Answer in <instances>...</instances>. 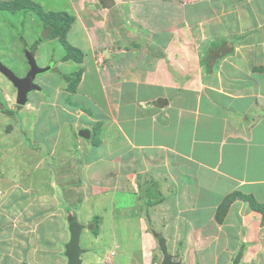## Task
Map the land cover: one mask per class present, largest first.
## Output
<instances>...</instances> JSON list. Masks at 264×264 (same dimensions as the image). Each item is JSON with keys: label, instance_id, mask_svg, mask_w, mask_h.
<instances>
[{"label": "crops", "instance_id": "crops-1", "mask_svg": "<svg viewBox=\"0 0 264 264\" xmlns=\"http://www.w3.org/2000/svg\"><path fill=\"white\" fill-rule=\"evenodd\" d=\"M67 1L72 7L73 21L76 20L74 8L83 9L80 7L86 4L94 6L95 11L106 6L103 17L108 18L109 6L113 3L117 18H113V28L109 30L110 40L115 39L122 47L116 48L119 55L111 53L114 65L106 68L108 64L101 67L98 59L93 64L94 58L83 56L80 48L66 40L70 47L79 51L80 59L66 58L68 49L63 44L66 52L57 66L68 61L80 63V66L61 75L58 86L64 82L66 91L57 99L60 105L57 112L49 110L54 106L56 98L52 95L57 85L53 82L48 95L43 93L51 99H47L48 108L43 113L45 122L51 126L49 141L56 145L61 143V150L73 153L79 157V162L85 158V172L91 169L94 161L99 162L91 169V174L84 177L71 167V162L67 167L61 163L55 180L62 197L71 200L73 211L83 204L91 207L96 202L98 210L93 214L90 211L84 224L92 223L97 216L100 228L108 217L111 231H128L123 242L127 244L129 257L138 254L140 244L148 237L158 239L156 236L160 235L167 245L188 247L193 244L189 241L192 235L198 231L194 238L202 239L207 247H214L217 243L213 240L221 235L229 238L230 233H234L233 245L247 244L242 257L250 252L246 248L255 245L264 264L263 29L260 34H255L259 28L243 33L224 32L225 25L220 23L223 28L217 25L215 30L206 32V38L199 44L194 35L198 36L199 23L209 19L208 16L195 14L190 22L189 18H183L179 23H170L167 13L160 11L169 10L168 0ZM207 2L209 0H205ZM39 3L43 1L0 0V9L17 13L12 19L16 21L27 20L25 17L30 11L40 25L42 18L31 6ZM197 3L191 6L197 7ZM203 7L208 10V5ZM92 14L88 11L86 24L96 26L103 22L97 21V14H93L95 19L90 17ZM179 29H184V38L179 36ZM98 31L95 28L93 33L101 40L103 32ZM244 33L245 37L237 38ZM231 35L235 40L226 45ZM11 39L14 40L9 46L13 45L18 54L27 45L34 58L42 40L25 39L22 44L17 37ZM96 51L92 48L90 53L109 56L103 48L97 47ZM0 53L6 54L2 50ZM27 70L16 74L24 76ZM78 71L79 81L70 91L65 76H73ZM88 74L94 75L91 84L100 87V99L84 83ZM34 107L36 114L42 109V105ZM25 117L22 121L27 124L28 114ZM125 121L131 124L123 128ZM12 129L6 127L4 137L9 136ZM81 129L89 131L88 138L78 135ZM63 131L67 132L65 136L61 134ZM96 139L100 143L95 144ZM1 162L2 159L0 170ZM87 183L92 200L82 202ZM48 184L45 190L31 198H56L52 192L54 188ZM1 193L10 194L12 198H27L14 188ZM58 204L55 200L53 206L58 208ZM100 206L109 207V211L102 212ZM23 223L21 220V226ZM44 232L41 230V238ZM241 232L242 237L238 236ZM130 234L132 237L128 240ZM93 238L98 240L96 236ZM91 239L89 234L87 241ZM112 239L123 246L119 239ZM48 241L42 240L43 243ZM167 249L173 258L172 250L169 246ZM102 263L107 264H97Z\"/></svg>", "mask_w": 264, "mask_h": 264}, {"label": "rangeland", "instance_id": "rangeland-1", "mask_svg": "<svg viewBox=\"0 0 264 264\" xmlns=\"http://www.w3.org/2000/svg\"><path fill=\"white\" fill-rule=\"evenodd\" d=\"M42 1V4L39 3L40 5L32 6L36 12L42 9L44 11H64L71 14L72 7L67 0ZM168 1L170 2L167 3L169 10L160 11L162 14L167 13L166 16L170 18V23H173L174 21L179 23L183 18H189L190 22V19L191 21L195 19L193 16L195 14L196 16L198 14H205L208 16L209 19L199 23L198 36L194 35L196 40L199 41V44L206 38V32L215 30L217 25L223 28L220 23H224L225 25L224 32L238 31L239 33H243L251 28H259L257 29L258 32H255V34H260L262 29V32L264 33V0H209L207 4L205 3V0H197L195 3L199 2L197 4H200V6L196 5L197 7H193L191 6L193 4H189V2L183 0ZM204 5H208V10L207 7H203ZM198 7H200V9H197ZM77 8L79 7L74 8L76 12V20L70 23L68 30L63 34L57 31V35H51L52 39H46L45 36L48 33L44 22L41 19L40 25L37 21L36 23L35 20L37 18L34 17V13H30L29 11V15L25 17L27 20L22 19L16 21L12 19L17 17V13L11 14L9 11L0 9V50L6 53L4 55L0 53V60H2L10 69L15 71V73H22V70L28 69H26L28 64L24 53L27 45H24L23 51L21 54H18L13 45L9 46L14 40L11 39V37H17L22 44L25 39H35L36 41L37 38L41 37L42 40H38V44H41L36 51L35 60L39 66L45 67L50 65L49 70L37 74L35 81L42 87V89L39 91L36 90L35 92L32 91L33 93H28V102L24 106H16L15 88L11 82L0 73V108L6 109L5 111L0 110V159H2V167L0 170V191L7 192L14 188L20 191V194H25L27 196V198L23 197L22 199L12 198L10 194L7 196L2 193L0 194V264H19L23 261V264H66L67 262L63 257V252L65 241H68L69 239V232L66 230L68 229L67 222L69 220L70 222L76 221L77 223L86 226L84 222L88 221L87 216L89 215V212L91 211V214H93V212L98 210L95 202L91 207L90 204H83L81 208L76 209V211L74 210V212L73 203L71 200L69 201L62 197L61 190L58 189L59 186L55 179H57L56 176H59V174L56 175V173L58 172V168L61 167V163L67 167L69 162H71V167L76 168L79 175L82 174V177H84L90 175L91 169H95L99 162L94 161L91 169L88 172H85L84 168H87L83 161L85 158L80 157L81 162H79V157L77 158L73 153H68L67 150H61V143L56 145L53 144L52 140L49 141L48 135L50 134L49 130L51 126L49 123L45 122L43 117L44 111L48 108L46 105L47 99L51 101V99L46 98L43 93L47 96L49 86L53 82L57 85L55 86V93L52 95L53 97L55 95L56 98L54 99V106L53 108L49 107V110L55 109V112H57L58 107L60 108L57 99L60 97V93L66 91L64 87L65 85H63L64 82L62 85L58 86L60 78L71 70L78 69L80 66V63L69 61L59 63L57 66V61L62 59L66 52V44L64 41L67 40V42L73 44L74 47L80 48L83 51V56L86 55L94 58L93 64L94 60L96 62L97 59L101 67L108 64V66H105L106 68L114 65L113 56L116 55L117 52H120H116V48L122 47L121 45L116 44L117 41L115 39L113 41L110 40L112 39V36L109 35V30H112L114 19L117 18L113 3L109 6V11L107 12L108 18L103 17V10L106 12V6H101L96 11L94 6L87 4L80 7L83 9ZM204 8L205 10L202 11ZM195 9L196 11H194ZM88 11L94 15L97 14L99 17L97 18V21L103 22L96 26L94 23L86 24L89 17ZM85 12L87 14H84ZM93 14L90 17L95 19ZM201 17L202 16L197 18ZM107 20L109 21L108 23L111 24V27L109 28ZM15 22L17 23L15 24ZM115 25L116 29H119L117 27L119 25ZM89 26L91 30H89ZM95 28L96 30H99L98 32H103L101 40H99L93 33ZM183 31L184 29L177 30L179 36L182 38H184ZM237 36L241 37L240 35ZM137 38L138 37L135 39ZM230 38L231 40H226V45H229L235 40L232 35ZM183 43L185 42L183 41ZM62 45L64 47H62ZM7 46H9L8 50H6ZM97 47L108 51V58H105V55L101 53L98 56L90 53L92 48L96 51ZM118 53L117 55H119ZM71 58L74 59L73 57ZM84 83H87V89L90 90L93 95H96V98H101L100 87L92 85L94 83L93 74H88ZM34 105H42V109H39L38 112L39 116L38 113L36 114L37 109ZM24 112L25 115L28 114L27 124L22 121L23 117L24 120L26 119ZM35 114L36 117L34 119ZM10 120L12 121L11 124ZM130 124L129 121L122 123L123 128L128 127ZM137 124L139 125L140 123ZM132 126H135L134 122H132ZM6 127L8 129L13 127L14 129L11 130L9 136L7 135L4 137V130H6ZM61 134L65 136L67 132L63 131ZM93 138H95V136H93ZM93 142H95V144L96 142L100 143L97 139ZM66 147L68 148V146ZM50 151L52 152L48 155ZM91 158L92 157H89L88 160H91ZM67 180H69V177ZM48 183L54 188L52 192L55 194L56 198L54 196L47 198H31L32 196H37L42 190H45L49 185ZM89 194V183H87L86 194L84 195L85 197L81 198V201L88 202L89 200H92V196ZM17 199L19 202H17ZM144 199L145 198H142V200ZM55 200L59 203L58 208L54 207ZM123 201H126V198H124ZM91 202L92 201H90V203ZM9 208L11 209L9 210ZM100 210L102 212L109 211V207L100 206ZM67 218H69V220H67ZM21 220L24 222L22 226L20 224ZM91 224L88 222L87 226L91 227ZM108 227V217H106L104 219V224L100 228L97 227V233H91L90 231L94 230L89 229L88 227H84L82 230L80 244L85 249L89 248V251L87 250L81 255L84 264H97L98 262H106L107 264H162V254L158 247V240L154 238V236L152 238H146L144 244L143 242L140 244L139 252L138 254H135V257H129L128 248L126 247L127 244L124 245L123 242L128 236V231H125L124 229L111 231ZM222 227L226 229L223 225H221V228ZM43 229L45 230V235L41 238V230ZM195 232L196 233L193 234L189 240L193 243L191 246L180 247L167 245L168 242H166L167 247L169 246L173 252V260H179L182 264H231V260L235 256L234 253H237L241 249V245L244 252V248L247 245L245 242L244 244L240 243L233 245L235 235L234 233H230L229 238H225L221 235L219 238L213 240L214 243H217L214 247H207L202 244V239L194 238L198 231ZM117 233L119 235H117ZM89 234L92 239L87 241ZM241 234H243V232L238 234V236H241ZM95 236L98 240L93 238ZM112 237L115 240L119 239L123 246L114 241ZM131 237L132 234H130L128 240ZM44 238L46 241H49L43 243L42 240ZM64 238L65 240L62 241ZM134 242L135 240L133 243ZM194 242L198 245H195ZM60 247H62L63 251H59ZM91 247L93 249L96 248L97 250L95 249L96 251L93 252ZM246 250H249L250 252L240 259L239 264H262L260 259L263 258L257 254L261 252L255 245L250 246L249 249L246 248ZM88 252L93 254V256L87 254ZM257 261H259V263Z\"/></svg>", "mask_w": 264, "mask_h": 264}, {"label": "water", "instance_id": "water-1", "mask_svg": "<svg viewBox=\"0 0 264 264\" xmlns=\"http://www.w3.org/2000/svg\"><path fill=\"white\" fill-rule=\"evenodd\" d=\"M25 58L28 64V70L24 76H18L12 69L1 62L0 73L3 74L15 87L16 96L15 102L17 105H25L28 101V93L34 90H40V86L35 82L36 76L50 69V65L41 67L36 63V60L28 47L24 50ZM78 135L83 138H88L90 133L86 129H81ZM84 225L71 221L68 224L69 239L65 245V258L67 264H81L82 259L80 255L86 250L80 246V237ZM158 246L162 254V264H181L179 260H173L168 253L167 245L164 237L158 239ZM241 259V252L233 258L231 264H239Z\"/></svg>", "mask_w": 264, "mask_h": 264}, {"label": "trees", "instance_id": "trees-1", "mask_svg": "<svg viewBox=\"0 0 264 264\" xmlns=\"http://www.w3.org/2000/svg\"><path fill=\"white\" fill-rule=\"evenodd\" d=\"M33 6V5H31ZM39 14V16H41V18L43 19L45 28L47 29V35L48 36H54L57 35V31L61 32V34L65 33L69 26L70 23L73 21V16L68 14L67 12L64 11H58V12H54V11H48V12H42L41 10H39L37 12ZM241 37L237 36V38H243L246 36V34L244 35H240ZM42 38L40 37L38 40H41ZM64 43L67 46L68 49V53L66 55V58H70L73 57L75 60H79L80 59V54L79 51L73 47H70L66 41H64ZM77 53H76V52ZM69 77H71V80L69 79ZM65 78L67 80H69V84H68V89L70 91H73L75 89V86L77 84V82L79 81L80 78V71L76 72L75 74H73V76H65ZM1 111H5L6 109L3 108L1 109ZM97 216L93 217V225L91 227H89V229H92L94 231H91L92 233H97ZM67 220H69V218H67ZM70 221V220H69ZM160 235H157L156 237H159ZM242 248V247H241Z\"/></svg>", "mask_w": 264, "mask_h": 264}, {"label": "clouds", "instance_id": "clouds-1", "mask_svg": "<svg viewBox=\"0 0 264 264\" xmlns=\"http://www.w3.org/2000/svg\"><path fill=\"white\" fill-rule=\"evenodd\" d=\"M196 1H197V0H195V1H193V2H189V4H191V3H195ZM3 76H4V75H3ZM35 82H36V81H35ZM11 84H12V83H11ZM13 87H14V86H13ZM14 88H15V87H14ZM15 91H16V89H15ZM34 91H36V90H34ZM15 96H16V92H15ZM27 102H28V101H27ZM15 104H16V102H15ZM26 104H27V103H26ZM26 104H25V105H26ZM16 106H17V104H16ZM20 106H24V105H20ZM69 222H70V221H68L67 223L69 224ZM67 223H66V224H67ZM68 224H67V225H68ZM90 224H91V223H90ZM82 225H83V224H82ZM92 225H93V223L91 224V226H92ZM84 227H88V228H89V226H87V225H86V226L84 225ZM66 228H67V227H66ZM97 229H98V228H97ZM66 230H68V229H66ZM82 230H83V229H82ZM68 232H69V231H68ZM90 232H91V231H90ZM81 233H82V232H81ZM91 233H92V232H91ZM93 234H94V233H93ZM160 237H162V236H159L158 239H159ZM80 238H81V237H80ZM158 239H157V240H158ZM66 243H67V241H65V245H66ZM65 245H64V252H65ZM80 246H81V244H80ZM81 247H82V246H81ZM240 247H242V245H241ZM82 248H83V247H82ZM83 249H85V248H83ZM85 250L87 251V249H85ZM159 250H160V249H159ZM167 250H168V249H167ZM61 251H63V250H61ZM86 251H85V252H86ZM64 252H63V257L65 258V254H64ZM160 252H161V251H160ZM238 252H241V258H242V255H243V247H242ZM238 252L235 253V256L238 254ZM168 253H169V252H168ZM169 254H170V253H169ZM81 255H82V254H81ZM81 255H80V257H81ZM235 256H234V257H235ZM171 257H172V256H171ZM65 259H66V258H65ZM81 259H82V258H81ZM172 259H173V258H172ZM232 260H233V259H232ZM232 260H231V263H232ZM82 261H83V259H82ZM66 262H67V259H66ZM180 262H181V261H180ZM66 264H67V263H66ZM181 264H182V263H181Z\"/></svg>", "mask_w": 264, "mask_h": 264}, {"label": "built area", "instance_id": "built-area-1", "mask_svg": "<svg viewBox=\"0 0 264 264\" xmlns=\"http://www.w3.org/2000/svg\"><path fill=\"white\" fill-rule=\"evenodd\" d=\"M183 1H187V2H193V1H195V0H183Z\"/></svg>", "mask_w": 264, "mask_h": 264}]
</instances>
